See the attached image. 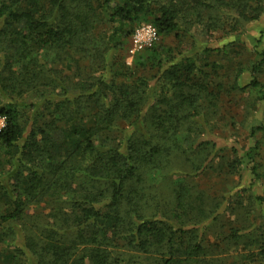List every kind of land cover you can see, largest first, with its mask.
Listing matches in <instances>:
<instances>
[{"label": "trees", "instance_id": "obj_1", "mask_svg": "<svg viewBox=\"0 0 264 264\" xmlns=\"http://www.w3.org/2000/svg\"><path fill=\"white\" fill-rule=\"evenodd\" d=\"M233 2L243 19L264 14V0ZM198 5L213 7L200 0L186 8L174 0H0V243L9 252L0 264H120L117 247L157 248L174 264L202 248L185 244L184 223L175 227L161 196L141 188L153 171L165 178L174 157L198 173L223 149L180 133H208L201 111L204 96L213 98L207 54L237 41L248 46L255 56L249 79L233 88L264 101V32L216 44L195 38L184 51L157 44L132 66L121 52L124 27L142 21L162 39L189 34L188 8ZM72 61L85 64L73 68ZM258 131L264 126L250 131V160ZM173 193L177 218L190 191L180 182Z\"/></svg>", "mask_w": 264, "mask_h": 264}, {"label": "rangeland", "instance_id": "obj_2", "mask_svg": "<svg viewBox=\"0 0 264 264\" xmlns=\"http://www.w3.org/2000/svg\"><path fill=\"white\" fill-rule=\"evenodd\" d=\"M174 1L186 8L198 0ZM200 1L210 3L213 7L198 5L195 9L188 8L187 19L194 25L190 27L189 34L181 38L169 35L162 39L155 32L151 42L139 48L138 40L148 39L146 31L154 29V26L149 21H142L124 27L128 35L123 37L121 52L126 63L132 66L138 53L157 44L179 47L184 51L189 49L195 38L216 44L226 35L241 34L251 39L258 31L264 32L263 13L256 19H243L237 12L234 0H225L227 5L216 0ZM204 21L214 23L209 32L203 25ZM180 39L182 43L179 44ZM261 46L264 47V35ZM206 56L210 65L205 68L211 76L205 84L213 98L204 96L200 102L208 133L197 137L196 131L182 130L180 133H184L183 136L188 137V140H214L217 148L223 149L217 151L215 156V151L211 152L209 159H212L198 173L184 157H174V165L165 178L155 171L147 175L142 193L145 195L152 191V194L160 195L164 204L167 203L169 222L175 227L184 223L183 228L188 231L185 244L191 239V243L199 241L202 247L193 254L184 255L182 261L174 264H264V131H258L255 135L258 148L254 158L250 160L245 155L253 145L250 138L252 127L264 126V101H259L252 90L233 88L237 80L241 83L248 81V70L254 64L255 56L240 41L233 46L228 45L225 51H213ZM77 63L79 65L72 61L71 67L83 66L85 61ZM65 69L69 72L67 66ZM259 78L264 82V71L259 74ZM3 125L4 119L0 118V128ZM236 155L242 158L241 164L233 160ZM252 166L257 168V175L251 172ZM180 182L186 183L189 188L190 205L180 217L173 218L172 215H176L173 187ZM6 245L5 242L0 243V259L9 254L8 251H2ZM116 250L124 252L120 256V264H166L163 260L167 255L157 248H151L147 254L131 247H117ZM4 259V264H13L8 258Z\"/></svg>", "mask_w": 264, "mask_h": 264}, {"label": "built area", "instance_id": "obj_3", "mask_svg": "<svg viewBox=\"0 0 264 264\" xmlns=\"http://www.w3.org/2000/svg\"><path fill=\"white\" fill-rule=\"evenodd\" d=\"M155 28L153 29H148L147 31H146V33L148 34V39H146V40H141V39H139L138 40V42H139V48H141V47H144V46H146V45H148L150 42H151V40L153 39V37H154V35H155ZM4 119V118H3ZM4 126V125H3Z\"/></svg>", "mask_w": 264, "mask_h": 264}]
</instances>
